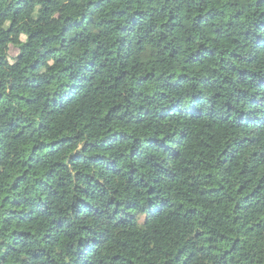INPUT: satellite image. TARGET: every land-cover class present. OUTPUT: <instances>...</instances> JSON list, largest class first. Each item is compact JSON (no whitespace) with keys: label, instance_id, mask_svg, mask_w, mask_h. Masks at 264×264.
Segmentation results:
<instances>
[{"label":"trees","instance_id":"obj_1","mask_svg":"<svg viewBox=\"0 0 264 264\" xmlns=\"http://www.w3.org/2000/svg\"><path fill=\"white\" fill-rule=\"evenodd\" d=\"M0 264H264V0H0Z\"/></svg>","mask_w":264,"mask_h":264},{"label":"rangeland","instance_id":"obj_2","mask_svg":"<svg viewBox=\"0 0 264 264\" xmlns=\"http://www.w3.org/2000/svg\"><path fill=\"white\" fill-rule=\"evenodd\" d=\"M11 54H12L13 56H16V55L18 54V51H17L16 49H12V50H11Z\"/></svg>","mask_w":264,"mask_h":264}]
</instances>
